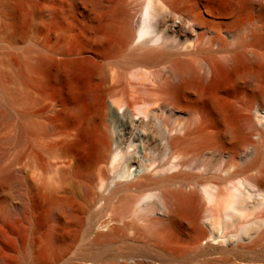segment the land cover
Returning a JSON list of instances; mask_svg holds the SVG:
<instances>
[{
	"label": "rangeland",
	"instance_id": "374dc122",
	"mask_svg": "<svg viewBox=\"0 0 264 264\" xmlns=\"http://www.w3.org/2000/svg\"><path fill=\"white\" fill-rule=\"evenodd\" d=\"M246 1L251 5L231 29L222 26L228 17L218 12L217 0H0V264H144L146 251L188 257L195 235L166 218L165 194L177 190L198 196L202 247L257 241L264 231L258 110L264 97L261 104L253 74L264 72V49L252 38L264 0ZM205 7L219 28L194 22V9L204 13ZM113 18L127 22L133 40L104 59L93 47L94 28ZM145 47L186 53L175 61L188 68L178 71L169 60L151 68L129 65ZM91 66L108 79L109 93L96 108L82 73ZM63 74L77 84L76 94ZM186 79L214 87L242 138L231 142L241 143L235 156L217 148L186 156L171 151L169 136L183 137L185 130L220 138L227 132L208 106L169 102ZM63 132L68 145L55 135ZM56 149L77 163L75 174L67 162L55 166ZM149 229L175 237L149 238ZM46 237L53 246L42 252ZM257 250L258 256L216 253L193 264H264V238Z\"/></svg>",
	"mask_w": 264,
	"mask_h": 264
},
{
	"label": "bare ground",
	"instance_id": "6f19581e",
	"mask_svg": "<svg viewBox=\"0 0 264 264\" xmlns=\"http://www.w3.org/2000/svg\"><path fill=\"white\" fill-rule=\"evenodd\" d=\"M175 2V1H174ZM219 4L218 12H224L225 17H228L226 24L222 25L225 28L235 29L240 24V14L245 9L251 5L249 1L246 0H217ZM96 7L99 8V5L96 4ZM259 8V5H258ZM194 22L196 24H205L208 27L212 28H219L220 24L213 19L207 17L208 14H212L209 8L205 7L206 12H199L197 9H194ZM227 11V12H226ZM217 12V13H218ZM227 14H226V13ZM113 13V12H110ZM213 15V14H212ZM259 19H260V31L253 36L252 41L254 44L258 45L259 47L264 49V4L260 5L259 10ZM143 34V29L141 28L138 31V36L141 37ZM93 47L99 50L102 53V57L104 59H114L119 53H121L127 46H129L133 40V36L129 29V26L126 21L118 20L116 18L108 19V21L104 24L102 28H94L93 34ZM105 41H108L107 43ZM160 49V50H159ZM147 48L140 49L135 51L136 53L132 55L129 59V65H138L139 67L144 68H151L160 64L164 61H174V64L177 62L175 61V56H182L186 53H179L176 54L173 51L164 50L162 48ZM139 52V54H138ZM188 55V54H187ZM78 56L83 57L82 53H79ZM84 59V58H81ZM179 62V63H178ZM177 64H173L175 69L178 71L186 70L188 68L187 62L183 65L182 62L178 61ZM182 63V64H181ZM44 64V63H42ZM187 68L185 69L184 67ZM184 68V69H183ZM83 75L85 76V81L88 86L87 96L92 108H96L100 105L101 101L105 96L108 95L109 90L106 87L107 84V75L106 72L100 66H91V67H84L82 70ZM61 78L68 79L69 85L71 87V91L73 93L78 92V86L69 77L66 75H60ZM253 79L256 82V87H258V100L260 103H263L264 97V72H255L253 74ZM214 88L211 86V89ZM205 89L197 83L196 81L191 80H183L179 85L174 87L171 96L169 94L170 100L174 106L176 107H189L191 105H206L208 106L213 113L217 115L221 125L226 129V136L224 138H220L219 136H208L206 134L199 133L195 136L192 135L191 132L184 131L183 137H170L169 136V147L173 152H180L183 155H189L192 153H197L201 149L208 148L213 149L217 148L220 151L228 152L229 154L235 156L236 151L238 148L241 147V143H231L234 139L242 140L240 133L231 127L232 124L228 120L227 110L224 105L220 102V98L215 92L214 89ZM168 98V99H169ZM75 114L81 113V109L76 107L72 110ZM6 115H3L5 117ZM56 137L61 138L62 140L59 141L61 144L68 145L71 143L69 141V134L63 133H56ZM239 141V140H238ZM57 143V144H59ZM67 143V144H66ZM55 154V166H62L65 165L67 161L64 155V150L56 149L52 151ZM185 160V159H184ZM73 161V160H71ZM67 162L70 165V174H75L78 165L77 163ZM66 166V165H65ZM248 167H244L241 170L237 171L236 173L232 174L231 177H237L238 175L244 173ZM57 180L62 182L64 180L65 174L63 170L57 169ZM178 177H174L164 181V185L168 186ZM143 184H139V187H142ZM117 192L121 191V188L116 189ZM56 195L53 192L48 194V197L54 198ZM165 199L167 201V213L166 218L168 224L172 226H181L183 229L189 227L195 238L192 242V249L195 251L193 254H198L201 252V232L197 226L198 217H199V208L198 203L199 199L196 194L193 193H186L181 190L177 191H167L165 194ZM200 227V226H199ZM114 235H101L98 239H108ZM147 237L149 238H165V239H173L175 236L172 234H167L166 236L154 232L152 230L147 231ZM264 238V231L258 236L257 241L253 242L252 244L257 243L259 240ZM54 239L52 237H46L43 240V247L42 252H46L51 249L53 246ZM251 244V245H252ZM250 245V246H251ZM143 251H145L143 249ZM234 249L226 248L222 250L224 253H231ZM144 253V257L147 260L144 264H152L151 259L156 254L150 255L146 252ZM174 259V258H173ZM140 264V263H139Z\"/></svg>",
	"mask_w": 264,
	"mask_h": 264
},
{
	"label": "water",
	"instance_id": "95a60500",
	"mask_svg": "<svg viewBox=\"0 0 264 264\" xmlns=\"http://www.w3.org/2000/svg\"><path fill=\"white\" fill-rule=\"evenodd\" d=\"M254 7H258V5H254ZM139 54V52H138ZM260 187L264 188V184L262 183V185H259ZM198 226H200L199 221H198ZM259 242V241H258ZM258 242L255 244H250L248 247H240V248H232L234 249L233 252L231 253H224L222 252V250H224L223 248H215L212 247L211 245H207L206 247H200L201 252L198 254H191L188 257L185 258H166L163 256H155L151 259V263L152 264H193L196 261H201V260H205L206 258H208V256H211L213 254L219 253L222 255H226V254H231L232 256H234L235 258L238 257H246V255H252V256H258L257 254V247H258ZM264 262V261H263Z\"/></svg>",
	"mask_w": 264,
	"mask_h": 264
},
{
	"label": "built area",
	"instance_id": "2783aa9c",
	"mask_svg": "<svg viewBox=\"0 0 264 264\" xmlns=\"http://www.w3.org/2000/svg\"><path fill=\"white\" fill-rule=\"evenodd\" d=\"M258 110L261 112L263 115L262 119L264 120V107H259Z\"/></svg>",
	"mask_w": 264,
	"mask_h": 264
}]
</instances>
